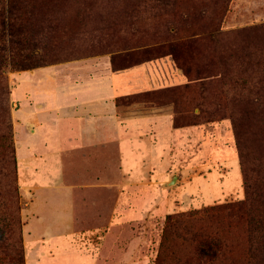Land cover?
Instances as JSON below:
<instances>
[{
	"label": "rangeland",
	"instance_id": "374dc122",
	"mask_svg": "<svg viewBox=\"0 0 264 264\" xmlns=\"http://www.w3.org/2000/svg\"><path fill=\"white\" fill-rule=\"evenodd\" d=\"M13 8L22 39L36 43L20 48L18 67L0 69V264H195L182 229L162 248L168 217L244 199L241 151L251 178L260 186L264 178V0H0V22ZM175 55L192 78L199 70L201 85L130 99L172 105L177 129L152 137L163 162L135 170L129 186L119 155L107 153L103 164L89 154L84 181L105 185L77 191L75 230L51 231L65 226L54 222L52 202L44 211L52 225L28 229L17 158L20 74L50 65L63 77L83 66L102 73L112 60L122 68Z\"/></svg>",
	"mask_w": 264,
	"mask_h": 264
},
{
	"label": "crops",
	"instance_id": "0c3cea01",
	"mask_svg": "<svg viewBox=\"0 0 264 264\" xmlns=\"http://www.w3.org/2000/svg\"><path fill=\"white\" fill-rule=\"evenodd\" d=\"M104 67L102 73L84 66L74 74L68 69L64 77L56 65L43 67L42 73L20 74L17 158L19 180L30 199L25 209L28 229L39 232L52 225L44 213L46 203L52 202L54 222L65 226L51 231L75 230V194L83 186L105 185L84 181L86 174L80 170L87 166L89 154L94 160L101 157L103 164L107 153L119 155L118 168L129 186L138 181L135 170L163 162L159 153L155 155L152 137L177 129L172 105L130 99L183 84V70L170 56L120 69L111 62ZM39 73L43 77L26 93L27 81H35ZM67 167L76 170L67 174Z\"/></svg>",
	"mask_w": 264,
	"mask_h": 264
},
{
	"label": "trees",
	"instance_id": "16d2710c",
	"mask_svg": "<svg viewBox=\"0 0 264 264\" xmlns=\"http://www.w3.org/2000/svg\"><path fill=\"white\" fill-rule=\"evenodd\" d=\"M15 12L14 8L9 9L0 22V69L6 63L12 65L17 60L20 48L24 47L25 43H36L28 39L24 42L20 34L23 26L11 20V15ZM174 52L175 49L173 55ZM173 61L183 70L186 81L168 89L186 90L192 82L199 80V84H202L199 70L192 78V66L179 60L176 55ZM18 63L13 65L18 67ZM111 63L114 69H120L115 68L113 60ZM245 158L244 152L241 151L246 185L244 199L170 215L163 231L162 248L168 244L172 232L182 229L188 241L192 243L195 264H264V178L261 186L258 179L251 178Z\"/></svg>",
	"mask_w": 264,
	"mask_h": 264
},
{
	"label": "water",
	"instance_id": "95a60500",
	"mask_svg": "<svg viewBox=\"0 0 264 264\" xmlns=\"http://www.w3.org/2000/svg\"><path fill=\"white\" fill-rule=\"evenodd\" d=\"M174 181V180H173ZM173 181H171V182H173Z\"/></svg>",
	"mask_w": 264,
	"mask_h": 264
}]
</instances>
